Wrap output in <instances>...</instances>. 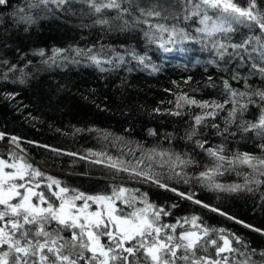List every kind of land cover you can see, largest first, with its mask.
<instances>
[{"label":"trees","instance_id":"trees-1","mask_svg":"<svg viewBox=\"0 0 264 264\" xmlns=\"http://www.w3.org/2000/svg\"><path fill=\"white\" fill-rule=\"evenodd\" d=\"M27 3L28 0H9L0 5V132L5 133L0 152H19L9 142L15 136L23 152L47 165L37 168L58 176L62 185L87 193H105L113 185H125L137 196L146 193L150 203L170 213L162 216L163 223L196 215L203 226L225 230L213 236L229 235L233 247L255 264H264L260 255L264 252V183H255L264 181V176L238 163L234 168L225 164L222 174L212 173L215 183L225 188L233 184L244 186L247 176V187L253 191L246 187L237 191L209 188L206 180L198 179L199 173L217 161L195 143L206 141L205 148L223 145L228 156L237 152L262 155L258 145L264 143V138L254 132L244 133L239 125L255 122L264 101L258 96L231 97L224 81L238 93L264 91V75L252 68L253 63L264 67L261 55L252 52L253 47H258L255 41L248 52L228 47L242 43L250 35L262 39L264 35L245 26H237L236 31L227 34L198 33V18L185 20L180 0H133L132 4H123L131 14H124L121 19H116L118 13L114 10L97 16L79 0H69L61 9L50 5L51 12L32 9L36 23L25 30L26 26L17 23L12 13L19 8L28 11ZM155 3L165 8L174 5L163 12L168 19L140 17L136 4L149 8ZM239 3L246 6L247 0ZM257 5L264 10V0H257ZM173 13L179 19L172 18ZM137 17L149 19L153 25L183 28L191 39L180 43L181 37L177 36L173 38L177 43L169 44L167 33L135 23ZM97 18L108 19L109 24L94 23ZM161 43L172 51L165 52ZM221 43L227 49L222 58ZM89 48L93 49L89 55L112 59L111 64L102 63L105 71H100L87 56L76 54L75 49ZM54 49L65 51L54 53ZM41 50L43 56L38 54ZM133 53L144 57V64L133 58ZM118 56L123 57V63ZM153 67L157 70L153 71ZM185 94L198 102H215L223 107L201 108L180 101L182 107L177 109L178 97ZM242 104L246 108L241 109ZM234 107L238 109L235 122L229 116ZM172 111L181 114L172 115ZM209 111L215 112L214 118L207 117L198 126L197 135L189 140L194 117ZM161 152L166 155L161 156ZM177 154L193 163L180 164L175 159ZM109 156L123 161L130 172L132 168L150 170L163 183L179 192L194 194V199L209 207L130 172H117L107 166ZM96 160L102 162L95 163ZM211 208L220 211L213 212ZM237 237L242 244L235 243ZM230 259L244 257L232 253Z\"/></svg>","mask_w":264,"mask_h":264},{"label":"snow or ice","instance_id":"snow-or-ice-1","mask_svg":"<svg viewBox=\"0 0 264 264\" xmlns=\"http://www.w3.org/2000/svg\"><path fill=\"white\" fill-rule=\"evenodd\" d=\"M8 2L9 0H0V5H6ZM79 2L87 5L94 15L100 16L106 10H114L118 13L116 19H121L124 14H131L130 9L123 7V4H132L133 0H79ZM68 3L69 0H28V11H25V8H19L13 11L12 15L17 23L24 24L27 30L28 26L36 23V18L31 14L32 9L51 12L53 9L49 7L50 5L61 9ZM180 4L185 20L192 17L198 18L201 25L196 29L198 33L207 36L217 33L227 34L236 31L237 26H245L250 30L256 29L264 35V10L259 9L257 0H247L246 6L239 3V0H180ZM135 7L140 17L159 19L162 18L163 12L174 8V5L165 8L155 3L149 8L141 7L139 4ZM140 17H137L134 22L144 23L150 28H155L157 32L167 33L169 44L177 43L173 39L177 36L181 37L180 43L185 39H191L183 28H177L175 25L169 27L161 23L153 25L149 19L141 20ZM163 18L168 19L167 16ZM172 18L179 19V16L173 13ZM94 23L103 26L108 25L109 20L97 18ZM124 24L128 25V21L125 20ZM144 35L151 41L148 32ZM253 41L258 47H253L252 52H258L264 60L262 36L250 35L242 43L229 44L228 47L248 52ZM159 46L164 48L165 52L172 51V48L165 47L163 43ZM219 49H224V52L219 53L222 58L227 49L223 43L219 44ZM53 51L61 53L65 50L54 49ZM75 51L77 55L87 56L88 60L102 72L106 70L101 66L102 63L113 62L112 59L102 60L97 54L89 55L93 52L92 48L75 49ZM38 54L43 56V50ZM132 55L144 64V57H137L135 53ZM52 59L54 60V57ZM118 60L123 63L122 56H118ZM252 68L264 75V67L253 63ZM156 70L153 67V71ZM224 87L231 97L258 96L261 101H264V91L238 93L231 89L228 81H224ZM180 101L186 105H196L201 108L223 107L215 102L211 104L207 101L198 102L185 94L178 97L177 109L182 107ZM249 102H252L251 99ZM246 106L242 104L240 108L244 109ZM237 111L238 109L234 107L229 113L233 122H235ZM170 114L180 115L181 113L172 111ZM214 116V111L195 116L193 130L188 134V139L191 140L197 135L198 126L207 117L214 118ZM212 127L217 128L218 125L213 124ZM239 127L244 133L254 132L258 137L264 138V106L261 107V114L255 122H245ZM224 131L227 132L228 129L225 128ZM230 134L235 135V133ZM4 139L5 133L0 132V140ZM9 142L19 147L17 137H11ZM195 143L214 161H217L199 173L198 179L202 182L206 180L209 188L237 191L241 187H246L247 191H253L251 187H247L249 183L247 176H245L244 186L233 184L225 188L224 185L215 183L212 173L222 174L221 170L225 164L234 168L238 163L264 176V143L258 145L262 155L237 152L232 156L224 154L223 145L205 148L206 141L196 140ZM53 151L56 150L53 149ZM69 155L73 154L69 153ZM93 155L105 154L93 153ZM160 155L164 156L166 153L161 152ZM175 159L180 164L193 163L191 160H182L178 154ZM108 160L110 163L107 166L117 172H130L128 167L123 166V161L117 162L110 156ZM139 163L141 162L137 161V164ZM130 174L142 177L160 188L175 192L205 208L209 207L201 200L194 199V194L179 192L176 188L163 183L151 174L150 170L146 172L132 168ZM184 182L188 183V180L185 179ZM255 183L262 184L264 181L257 180ZM129 191L122 185H113L109 194H87L62 185L59 179L35 168L14 152L10 153L7 159L0 157V264H255L248 255L233 247L234 241L229 235H212L217 232L224 233V229L217 230L203 226L200 217L196 215L178 219L175 223H163L162 216L170 215L169 212L150 203L146 193L140 201L143 207H135L134 201L137 197L127 195ZM120 204L125 207L121 208ZM125 208L133 210L126 211ZM211 211L219 212L220 210L211 208ZM220 214L225 215L223 212ZM185 225L189 227L186 228ZM245 226L248 227V225ZM235 243L243 242L237 237ZM232 253H238L244 259L232 260L230 259ZM260 255L264 257V252Z\"/></svg>","mask_w":264,"mask_h":264},{"label":"flooded vegetation","instance_id":"flooded-vegetation-1","mask_svg":"<svg viewBox=\"0 0 264 264\" xmlns=\"http://www.w3.org/2000/svg\"><path fill=\"white\" fill-rule=\"evenodd\" d=\"M9 154H10L9 152H5V154L3 152H0V157H3V158L7 159V158H9ZM25 156L26 157H24V160H26L27 162L31 163L35 168H37V165H39L41 167H47V165L39 162L37 159H34L32 156H29V155H25ZM39 170H41L42 172L46 173L47 175H51V176L59 179L58 176L52 174L51 172H48V171H46L44 169H39ZM79 191H81V190H79ZM82 192H84V191H82ZM110 192H111V190L108 191V192H105V193H103V192H95V193H87V192H85V193L95 195V194H109ZM119 206L121 208L125 207L123 204H120ZM125 210L126 211H132L133 209L125 208Z\"/></svg>","mask_w":264,"mask_h":264},{"label":"rangeland","instance_id":"rangeland-1","mask_svg":"<svg viewBox=\"0 0 264 264\" xmlns=\"http://www.w3.org/2000/svg\"><path fill=\"white\" fill-rule=\"evenodd\" d=\"M3 140H0V142H2ZM14 147L16 148V149H18V151L19 152H14V151H9V153H12V152H14V153H17V155H19V156H21V157H26L25 155H29V154H26L25 152H23L22 151V149L20 148V147H16V145H14ZM29 156H31V155H29ZM41 163H43V164H45L44 162H42V161H40ZM122 186H124V187H126L127 189H129L127 186H125V185H122ZM130 191H129V193L127 194V195H134V196H136L137 197V199H136V201H134V206L135 207H143V204L140 202L141 201V199L143 198V197H140V196H137L134 192H132V190L131 189H129Z\"/></svg>","mask_w":264,"mask_h":264},{"label":"bare ground","instance_id":"bare-ground-1","mask_svg":"<svg viewBox=\"0 0 264 264\" xmlns=\"http://www.w3.org/2000/svg\"><path fill=\"white\" fill-rule=\"evenodd\" d=\"M38 160V159H37ZM39 161V160H38ZM40 162V161H39Z\"/></svg>","mask_w":264,"mask_h":264}]
</instances>
